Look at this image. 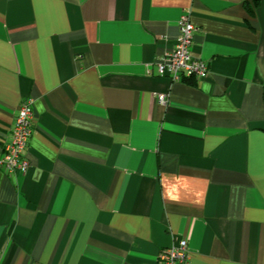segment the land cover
I'll return each instance as SVG.
<instances>
[{"label": "crops", "instance_id": "1", "mask_svg": "<svg viewBox=\"0 0 264 264\" xmlns=\"http://www.w3.org/2000/svg\"><path fill=\"white\" fill-rule=\"evenodd\" d=\"M183 13L201 80L156 71ZM27 99L0 264H264V0H0V152Z\"/></svg>", "mask_w": 264, "mask_h": 264}, {"label": "built area", "instance_id": "2", "mask_svg": "<svg viewBox=\"0 0 264 264\" xmlns=\"http://www.w3.org/2000/svg\"><path fill=\"white\" fill-rule=\"evenodd\" d=\"M177 27L175 44L155 62L157 74L168 76L173 81L204 79L209 74L208 65L191 51L193 36L199 28L191 23L188 13L179 17ZM156 97L160 104H166L164 94H157ZM32 103V99H27L20 104L11 132L4 140L0 152V166L8 173L25 174L28 169L24 151L32 134ZM188 260V244L186 239L181 238L172 246L160 251L156 264H187Z\"/></svg>", "mask_w": 264, "mask_h": 264}]
</instances>
